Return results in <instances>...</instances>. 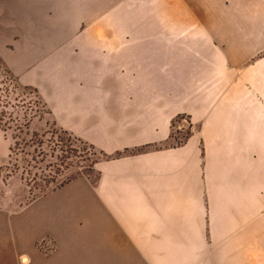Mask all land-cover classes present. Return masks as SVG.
<instances>
[{"label": "crops", "instance_id": "1", "mask_svg": "<svg viewBox=\"0 0 264 264\" xmlns=\"http://www.w3.org/2000/svg\"><path fill=\"white\" fill-rule=\"evenodd\" d=\"M0 34L110 155L65 207L105 249L264 264V0H0ZM178 117L190 133L166 146ZM28 218L0 220V263L26 253Z\"/></svg>", "mask_w": 264, "mask_h": 264}, {"label": "rangeland", "instance_id": "2", "mask_svg": "<svg viewBox=\"0 0 264 264\" xmlns=\"http://www.w3.org/2000/svg\"><path fill=\"white\" fill-rule=\"evenodd\" d=\"M3 36L5 38V34ZM8 37L6 34V38ZM20 40V37L7 42L0 40V62L21 86L37 89L42 98L44 114L40 119L37 114L34 116L30 132H44V160L39 167L44 169V178L54 180V183L44 187L43 191L36 189L30 193L29 187L18 173L7 177L9 170L6 158L9 153L10 138L8 134L0 131V220L20 221L25 214L30 217L27 219L28 231L25 241L22 239L17 241L26 249V253L18 252L10 262L12 264H143V259L138 258L135 253L131 254L130 251L105 249L104 229L85 228L83 219L76 215V210L65 208L70 202L72 189L75 186L88 185L89 181L94 185L97 183L100 174L95 169L96 164L106 160L110 155L80 137L81 132L74 131L76 122L64 112L62 107H58L54 90L44 87V82H39L37 85L24 83L29 76L28 69L26 70L24 66L26 63L31 64L32 61L30 55L27 60L25 52L20 55L15 53ZM3 45L6 47L3 48ZM41 61L43 58L40 59ZM16 97L17 101L23 99L30 103L31 107L35 105L34 96L22 94L17 89L11 99ZM63 130L67 131V134L63 133ZM189 133L186 123H174L172 139L166 143V146L182 144ZM90 145L93 148H90ZM61 183H63L61 187H56V184ZM5 230L0 224V234ZM22 230L23 227L20 231ZM7 245V239L2 234L0 248L7 249ZM9 252L12 254L11 251ZM4 254L5 258L7 250ZM2 262L0 264H8L7 261ZM174 262L172 259H166L165 264H174Z\"/></svg>", "mask_w": 264, "mask_h": 264}, {"label": "trees", "instance_id": "3", "mask_svg": "<svg viewBox=\"0 0 264 264\" xmlns=\"http://www.w3.org/2000/svg\"><path fill=\"white\" fill-rule=\"evenodd\" d=\"M16 89L20 90L22 94L34 96V107H31L30 103L23 99L17 101V97L12 100L11 96ZM20 110H22L21 113ZM28 111L29 115L27 116ZM36 114L39 119L44 114V103L37 89L21 86L0 62V131L8 134L10 138L9 153L6 158L9 170L7 177L18 173L29 187L30 193L36 189L43 191L44 187L54 183V180L44 178V169L39 167L44 160V132H30V125ZM181 118L178 117L171 123L172 128L174 123L179 122ZM62 132L67 134V131L63 130ZM90 148L93 146L90 145ZM143 150L144 148H137L130 152ZM120 154L118 153L116 156ZM62 185L63 183L56 184V187L59 188Z\"/></svg>", "mask_w": 264, "mask_h": 264}, {"label": "built area", "instance_id": "4", "mask_svg": "<svg viewBox=\"0 0 264 264\" xmlns=\"http://www.w3.org/2000/svg\"><path fill=\"white\" fill-rule=\"evenodd\" d=\"M180 122H181V123H187V121H186L185 118H181V119H180Z\"/></svg>", "mask_w": 264, "mask_h": 264}]
</instances>
